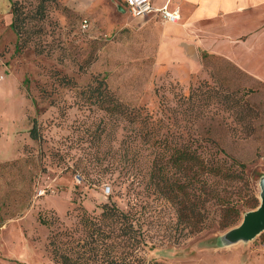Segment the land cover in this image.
Returning a JSON list of instances; mask_svg holds the SVG:
<instances>
[{
  "label": "rangeland",
  "instance_id": "rangeland-1",
  "mask_svg": "<svg viewBox=\"0 0 264 264\" xmlns=\"http://www.w3.org/2000/svg\"><path fill=\"white\" fill-rule=\"evenodd\" d=\"M19 1L28 10L37 6L36 0ZM47 6L45 20L36 22L41 33L32 39L42 47L40 55L34 45L15 53L7 2L0 12V261L53 264L45 251L50 230L39 215L54 223L55 232L74 229L82 210L97 215L109 201L123 210L145 201L156 245L147 252L148 261L264 264V230L251 236L246 229L254 210L242 206L249 193L240 184L226 190L240 203L238 222L226 229L213 222L200 233L193 185L188 199L195 213L183 223L187 234L175 242V202L183 199L178 187L194 176L195 167L185 172L169 164L166 184L154 174L159 155L166 162L184 145L183 129H190L197 144L222 150L219 157L229 163L244 164L249 191L260 205L264 82L222 56L197 50V30L174 32L172 26L180 27L185 16L178 24L132 17L122 0H57ZM100 84L99 95L92 90ZM191 92L197 96L187 105L181 98ZM101 95L109 97L110 106L121 104L126 117L102 110ZM138 110L155 120H149L151 127L164 120L156 137L165 139L163 147L136 136L132 118ZM34 121L39 140L30 137ZM165 185L176 201L162 199ZM208 210L216 216L217 206Z\"/></svg>",
  "mask_w": 264,
  "mask_h": 264
},
{
  "label": "trees",
  "instance_id": "trees-1",
  "mask_svg": "<svg viewBox=\"0 0 264 264\" xmlns=\"http://www.w3.org/2000/svg\"><path fill=\"white\" fill-rule=\"evenodd\" d=\"M36 1L37 6L33 10H28L29 8L21 1L9 0L10 28L17 38L15 53H20L31 45H34L36 54L40 55L44 52L41 46L32 43L33 37H38L42 29L36 22L41 23L45 20L47 5L57 3V0ZM204 57L205 54L202 55V58ZM101 86L102 84L92 91L100 95ZM194 96L197 95L191 92L187 98L181 99L190 105ZM108 100L107 95H101L99 107L111 115L118 113L119 116L126 117L127 112L121 104L112 103L113 105L110 106ZM105 103L106 106H104ZM185 113L192 118L190 113ZM194 116L193 122L197 119V112ZM130 117L132 118L133 115ZM135 118L136 136L144 137L149 142L153 140L155 145L163 147L165 139L160 140L156 137L159 132L157 128L160 129L164 125V120L158 119L157 127L154 128L149 126L151 124L149 120H155L148 115H142L139 110L136 111L132 120ZM189 132L190 129L184 128L180 136L186 141L190 140L189 143L184 141L183 146L174 149L166 162L163 155H159L157 159L159 167L154 172L157 178L166 184L165 173L169 164L185 172H190L195 167L194 176L187 175L183 184L178 187L183 199L178 202L179 204L175 202L177 205L175 228L179 233L175 242H178L181 235L187 234L184 233L187 226L183 223L195 213L188 199V192L195 184L197 185V233L210 227L213 222H217L220 229L230 228L238 222L241 214L238 208L240 203L233 202L226 194L227 188H230L233 183L240 184L241 188L249 193L246 202L242 204L243 207L255 210L259 205L257 197L249 191L244 164L231 159L230 163L223 160L219 157V153H224L222 150L212 152L204 148L202 144H197V140H194ZM30 137L33 140L40 138L35 121L30 130ZM162 189L164 191V188L160 190L162 199L168 196L169 201H176L177 198L172 194V189L168 187L164 194L161 192ZM211 205L217 206V211L214 213L216 216H209L208 206ZM147 206L145 201L131 202L128 209L123 210L115 202L109 201L100 206V212L97 215H89L82 210L83 212L77 217V226L74 229L55 232L52 231L54 223L39 215V223L50 230L45 251L53 264H158L146 258L147 252L156 246L149 234L148 226H151L152 221Z\"/></svg>",
  "mask_w": 264,
  "mask_h": 264
},
{
  "label": "crops",
  "instance_id": "crops-1",
  "mask_svg": "<svg viewBox=\"0 0 264 264\" xmlns=\"http://www.w3.org/2000/svg\"><path fill=\"white\" fill-rule=\"evenodd\" d=\"M6 2L9 4V0H0V12ZM153 4L179 8L185 23L172 26L174 32L183 35L197 30V50L222 56L264 82V0H153Z\"/></svg>",
  "mask_w": 264,
  "mask_h": 264
},
{
  "label": "built area",
  "instance_id": "built-area-1",
  "mask_svg": "<svg viewBox=\"0 0 264 264\" xmlns=\"http://www.w3.org/2000/svg\"><path fill=\"white\" fill-rule=\"evenodd\" d=\"M124 8L132 17L150 15L168 24H178L181 20L179 8H173L170 4L159 8L153 4V0H124ZM82 27H88L86 20L82 21Z\"/></svg>",
  "mask_w": 264,
  "mask_h": 264
},
{
  "label": "water",
  "instance_id": "water-1",
  "mask_svg": "<svg viewBox=\"0 0 264 264\" xmlns=\"http://www.w3.org/2000/svg\"><path fill=\"white\" fill-rule=\"evenodd\" d=\"M246 229L251 236L264 230V184L262 201L260 205L250 213Z\"/></svg>",
  "mask_w": 264,
  "mask_h": 264
}]
</instances>
